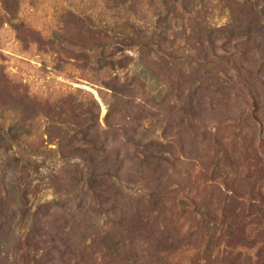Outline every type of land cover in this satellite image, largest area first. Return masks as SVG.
Returning <instances> with one entry per match:
<instances>
[{"label":"rangeland","instance_id":"obj_1","mask_svg":"<svg viewBox=\"0 0 264 264\" xmlns=\"http://www.w3.org/2000/svg\"><path fill=\"white\" fill-rule=\"evenodd\" d=\"M258 194L264 0H0V264H249Z\"/></svg>","mask_w":264,"mask_h":264},{"label":"trees","instance_id":"obj_2","mask_svg":"<svg viewBox=\"0 0 264 264\" xmlns=\"http://www.w3.org/2000/svg\"><path fill=\"white\" fill-rule=\"evenodd\" d=\"M7 134L11 139H15V137H12V134L15 136L17 135L14 129L13 125L8 126L7 128ZM259 200L257 201L256 198H245L242 202L246 208L245 209V215L242 218L241 221V227H243V235L244 236H253V233L255 236H258L260 234V229L262 226H264V206L262 204H258V202L262 201L264 203V196L261 194H258ZM233 223L229 224V235H233ZM236 226V225H235ZM246 239V238H245ZM235 241V240H233ZM3 240L0 238V245L3 244ZM258 243V240L254 239L249 244L245 242V244L242 243V246H237V242H232L229 245L230 246V252H233V257L238 262L242 259L249 264H264V249L263 247H259V249L255 252V254L251 257L248 254H246L247 251H250L252 249H256V245ZM240 248V249H237ZM245 250V252L243 251ZM234 261V263L236 262ZM243 264H245L243 262Z\"/></svg>","mask_w":264,"mask_h":264},{"label":"bare ground","instance_id":"obj_3","mask_svg":"<svg viewBox=\"0 0 264 264\" xmlns=\"http://www.w3.org/2000/svg\"><path fill=\"white\" fill-rule=\"evenodd\" d=\"M87 88H91V87H89V86H87V85H85ZM95 92V91H94Z\"/></svg>","mask_w":264,"mask_h":264}]
</instances>
